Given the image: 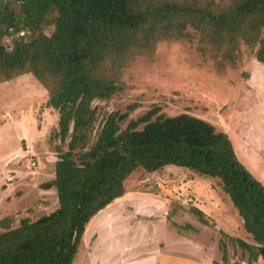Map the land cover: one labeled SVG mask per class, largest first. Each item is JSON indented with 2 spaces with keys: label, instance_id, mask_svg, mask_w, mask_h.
Masks as SVG:
<instances>
[{
  "label": "trees",
  "instance_id": "16d2710c",
  "mask_svg": "<svg viewBox=\"0 0 264 264\" xmlns=\"http://www.w3.org/2000/svg\"><path fill=\"white\" fill-rule=\"evenodd\" d=\"M189 26L199 32L200 53L221 67L238 65L242 44L264 63V0H0V75L30 73L59 116L51 135L55 174L40 185L56 190L58 207L15 226L1 219L0 264H72L90 221L139 189L132 183L139 172L147 176L139 180L143 189L153 191L150 175L168 165L217 178L241 216L250 240L216 225L222 263L264 264V182L240 160L226 131L188 112L167 115L158 105L131 119L113 110L96 126L97 101L126 88L132 62L154 57L161 40L188 36ZM189 213L214 224L198 206Z\"/></svg>",
  "mask_w": 264,
  "mask_h": 264
},
{
  "label": "rangeland",
  "instance_id": "374dc122",
  "mask_svg": "<svg viewBox=\"0 0 264 264\" xmlns=\"http://www.w3.org/2000/svg\"><path fill=\"white\" fill-rule=\"evenodd\" d=\"M52 28L51 24L45 31ZM188 32L182 39L159 41L154 57L140 56L132 62L124 74L126 88L109 100L97 101L96 126L105 114L117 109L128 111V119L155 105L167 115L188 112L226 131L240 160L264 182V63L256 59L254 48L242 44L238 65L221 67L213 56L200 53L199 32L190 26ZM47 97V90L30 73L21 72L10 80L0 75V220L13 221L11 226L24 217L36 219L59 204L54 188L40 186L54 177L57 156V140L51 135L59 116L47 107ZM132 103L138 106L129 110ZM134 177L135 188L146 190L139 180L147 176L139 172ZM150 177V192L164 194L163 203L169 211L165 213L161 205L154 206L146 197L114 200V206L100 211L88 224L72 264H125L120 263L122 259L151 264L152 258L142 253L161 239L169 242L174 252L209 258L205 251H212L214 261H218L222 253L217 242L222 234L216 225L232 236L251 239L217 178L201 177L176 165H168ZM192 205L207 210L212 227L189 213ZM151 216L156 221L144 218ZM166 218L184 229L187 223L200 227L197 237L204 238L212 250L200 248L206 245L204 241L186 242L184 239L192 234L179 236L178 227L173 228ZM229 251L232 255L231 245ZM237 254L239 257V250Z\"/></svg>",
  "mask_w": 264,
  "mask_h": 264
},
{
  "label": "crops",
  "instance_id": "0c3cea01",
  "mask_svg": "<svg viewBox=\"0 0 264 264\" xmlns=\"http://www.w3.org/2000/svg\"><path fill=\"white\" fill-rule=\"evenodd\" d=\"M136 196V197H141V198H148L150 201H154L153 204H155L154 206L156 205H161L162 207V210L165 211V213H167V209H166V205L163 203V199H164V194H160V193H152L148 190H135V191H127L123 196H121L120 198L116 199L118 202V200L122 199V198H129V196ZM133 196V197H134ZM135 197V198H136ZM113 204H115L114 202H112L110 205L111 206H114ZM108 205V206H110ZM107 206V207H108ZM198 206V205H197ZM106 207V208H107ZM200 209H202L208 217H211L208 213H207V210L200 206H198ZM110 208V207H109ZM104 210V209H103ZM108 210V209H107ZM149 211H152L150 212L151 215L153 216L154 215V212L153 210L149 209ZM176 215V213H174ZM174 215V216H175ZM179 215V214H178ZM139 216H142L141 214ZM144 217L146 219V221L149 220V222H152V221H156L154 220L155 217ZM173 217V216H172ZM165 218V217H164ZM167 219V218H166ZM173 219V218H172ZM211 219V218H210ZM168 221V219L166 220ZM172 226L173 228H177L174 226V224H172L170 221H168ZM192 225V227H190L189 229H178L179 231V236L180 234L183 236H186L187 237V234L188 233H191L192 235L189 236V238L187 239H184L186 242L187 241H193V242H197L198 244H201L203 241L205 242L206 245H201L200 248L205 251L206 249L209 248V246L207 245V242L204 238H200V237H197L198 233H199V229L200 227H198L197 225L195 226V224L193 223H190ZM205 225V224H204ZM207 226V225H206ZM218 226V225H217ZM154 226H152L153 228ZM220 227V226H218ZM164 230H165V227H164ZM146 231V230H145ZM178 238V237H177ZM203 239V240H201ZM145 242H147L145 240ZM177 242L179 243V240H177ZM168 243V245H167ZM218 243V242H217ZM159 244L162 245L163 247H159ZM151 243L148 244V247L151 248ZM169 248V249H168ZM214 248V247H213ZM212 250V248H209ZM218 252L220 253V250L218 248ZM207 257L209 258H203V257H200V256H191L189 254H184V253H180L179 250L177 252H174V250H171L170 246H169V242H164L162 239L160 241H155L154 244H153V248L149 249L148 252H144L142 253L143 255L145 256H149V258H152V263L151 264H223L222 263V257L219 255L220 259L218 261H214L215 260V256L216 255H212V251H205ZM133 258H137L136 256L133 257ZM137 260H125L122 259L120 261V263H125V264H138V262H136ZM136 262V263H135Z\"/></svg>",
  "mask_w": 264,
  "mask_h": 264
},
{
  "label": "built area",
  "instance_id": "2783aa9c",
  "mask_svg": "<svg viewBox=\"0 0 264 264\" xmlns=\"http://www.w3.org/2000/svg\"><path fill=\"white\" fill-rule=\"evenodd\" d=\"M21 34H24V31Z\"/></svg>",
  "mask_w": 264,
  "mask_h": 264
}]
</instances>
